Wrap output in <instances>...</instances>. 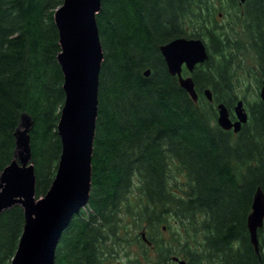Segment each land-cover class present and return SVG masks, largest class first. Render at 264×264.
Returning <instances> with one entry per match:
<instances>
[{"label": "trees", "instance_id": "16d2710c", "mask_svg": "<svg viewBox=\"0 0 264 264\" xmlns=\"http://www.w3.org/2000/svg\"><path fill=\"white\" fill-rule=\"evenodd\" d=\"M62 5L0 0V175L14 159V134L26 113L37 198L49 191L63 149L57 126L66 94L54 20ZM96 19L104 61L91 192L65 229L55 264H106L130 222L148 232L138 237L143 259L134 264H177L174 257L264 264V224L258 253L247 224L256 191L264 193V102L259 94L245 99L249 119L237 134L217 123L221 103L235 120L236 84L252 73L248 54L262 87L264 0H101ZM177 38L207 47L209 59L183 71L193 78L197 102L160 51ZM24 225L19 205L0 214V264H11Z\"/></svg>", "mask_w": 264, "mask_h": 264}, {"label": "water", "instance_id": "95a60500", "mask_svg": "<svg viewBox=\"0 0 264 264\" xmlns=\"http://www.w3.org/2000/svg\"><path fill=\"white\" fill-rule=\"evenodd\" d=\"M237 1L243 4L246 0ZM100 10L101 0H63V5L54 14L61 47L58 62L64 74L66 94L57 126L63 149L49 191L37 198L30 137L33 121L26 113L21 115L14 134V159L0 175V214L16 205L25 213L23 234L11 264H55L65 229L89 201L100 72L104 61L96 19ZM160 51L170 75L177 77L181 88L197 102L193 78L185 77L183 70L186 68L191 74L209 59L206 44L201 39L178 38L161 46ZM145 75L149 76L150 71ZM204 95L209 102L213 101L210 89H206ZM259 96L264 102V78ZM217 110V123L225 131L237 134L248 122L243 100H239L234 108L235 121L225 104H219ZM247 224L251 242L258 253V231L264 224V193L261 189L256 191ZM173 261L187 264L177 257Z\"/></svg>", "mask_w": 264, "mask_h": 264}, {"label": "rangeland", "instance_id": "374dc122", "mask_svg": "<svg viewBox=\"0 0 264 264\" xmlns=\"http://www.w3.org/2000/svg\"><path fill=\"white\" fill-rule=\"evenodd\" d=\"M246 57L248 60L246 67H248V69H252V73L251 75H247L246 70L241 74L240 81L236 84L237 88L235 95L238 100H243V102H245L246 99V101L250 102L253 101L260 93L258 89V82L256 81V76L254 75L258 67L255 65L252 54H248ZM247 88L248 90L246 91ZM129 225L131 226V229L127 228L128 232L123 231L119 233L120 237H118L117 241L120 245H116L114 247V254H109L106 264H134V261H137L136 259H143L142 252L139 248L140 241L138 240V237H140V239L141 237L144 238L148 232L139 231L136 227H133L131 222ZM165 230L166 229L164 228L163 233L167 235L168 232H165ZM134 240H137L136 245L133 243ZM147 248L149 249L150 254L153 255V248H151L150 245Z\"/></svg>", "mask_w": 264, "mask_h": 264}, {"label": "bare ground", "instance_id": "6f19581e", "mask_svg": "<svg viewBox=\"0 0 264 264\" xmlns=\"http://www.w3.org/2000/svg\"><path fill=\"white\" fill-rule=\"evenodd\" d=\"M177 39H178V38H177ZM71 220H72V219H71ZM44 230H45V229H44ZM45 231H46V230H45ZM45 231H44V232H45ZM42 233H43V232H42Z\"/></svg>", "mask_w": 264, "mask_h": 264}, {"label": "flooded vegetation", "instance_id": "af4514ba", "mask_svg": "<svg viewBox=\"0 0 264 264\" xmlns=\"http://www.w3.org/2000/svg\"><path fill=\"white\" fill-rule=\"evenodd\" d=\"M233 121H235V120H233Z\"/></svg>", "mask_w": 264, "mask_h": 264}]
</instances>
